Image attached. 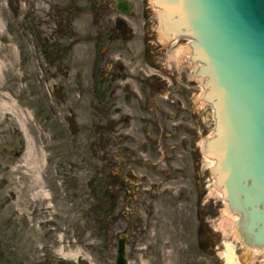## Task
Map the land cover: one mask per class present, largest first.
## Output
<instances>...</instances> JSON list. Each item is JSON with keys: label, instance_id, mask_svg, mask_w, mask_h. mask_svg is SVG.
Wrapping results in <instances>:
<instances>
[{"label": "rangeland", "instance_id": "1", "mask_svg": "<svg viewBox=\"0 0 264 264\" xmlns=\"http://www.w3.org/2000/svg\"><path fill=\"white\" fill-rule=\"evenodd\" d=\"M13 1L18 20L0 0V264H114L130 230L129 264H263L223 220L203 154L213 109L151 0L126 15L118 0ZM124 151L136 180L118 172Z\"/></svg>", "mask_w": 264, "mask_h": 264}, {"label": "water", "instance_id": "2", "mask_svg": "<svg viewBox=\"0 0 264 264\" xmlns=\"http://www.w3.org/2000/svg\"><path fill=\"white\" fill-rule=\"evenodd\" d=\"M154 2L166 32L194 39L193 60L202 63L198 75L217 120L205 154L217 161V183L240 214L241 240L264 248V0ZM117 9L131 12L132 4L121 0ZM126 243L122 234L115 264H128Z\"/></svg>", "mask_w": 264, "mask_h": 264}, {"label": "bare ground", "instance_id": "3", "mask_svg": "<svg viewBox=\"0 0 264 264\" xmlns=\"http://www.w3.org/2000/svg\"><path fill=\"white\" fill-rule=\"evenodd\" d=\"M158 17H159V21H160L159 30L161 33H163L164 31H163L162 26H161V12L159 11V9H158ZM177 51H178L179 56H180V54H186V53H188V47L181 46L180 49ZM8 108L10 110H12L13 112H15L18 116H20L23 119L24 113L22 112L21 108H19L15 104L9 106ZM204 143L205 142H203V147H204ZM213 164H215V162L212 160V165ZM216 187L221 193V188H219L218 186H216ZM223 220H224L226 225H229V228L231 229V232L235 236V238L237 240H241V232L239 230L240 215L231 213L229 208H228V204H227V208L225 209V214L223 216ZM248 249H247L248 252H250V253L253 252L254 255L258 254L260 252L264 253V249H262V248H248ZM225 253H226L225 254L226 258L230 263L236 262V258H235L236 256L234 255L233 248L230 244H228V248H227V251Z\"/></svg>", "mask_w": 264, "mask_h": 264}, {"label": "flooded vegetation", "instance_id": "4", "mask_svg": "<svg viewBox=\"0 0 264 264\" xmlns=\"http://www.w3.org/2000/svg\"><path fill=\"white\" fill-rule=\"evenodd\" d=\"M9 7H10V10L12 12H13V10L15 12L16 6H15L14 3H11L9 5ZM26 26H27V28H34V27H40L41 28V23L40 22H36V20L30 19V17L27 16V18H26ZM126 155L127 154H125V153L122 154V156H126ZM123 164L124 165H127L128 164V162H127V160L125 158H124Z\"/></svg>", "mask_w": 264, "mask_h": 264}, {"label": "trees", "instance_id": "5", "mask_svg": "<svg viewBox=\"0 0 264 264\" xmlns=\"http://www.w3.org/2000/svg\"><path fill=\"white\" fill-rule=\"evenodd\" d=\"M97 191V190H96ZM103 212V211H102ZM106 214V211L104 212Z\"/></svg>", "mask_w": 264, "mask_h": 264}]
</instances>
